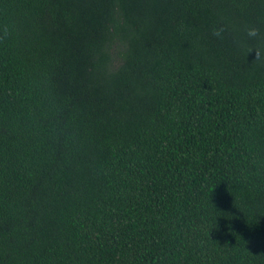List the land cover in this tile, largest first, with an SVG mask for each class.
<instances>
[{"label": "trees", "instance_id": "obj_1", "mask_svg": "<svg viewBox=\"0 0 264 264\" xmlns=\"http://www.w3.org/2000/svg\"><path fill=\"white\" fill-rule=\"evenodd\" d=\"M0 264H264V0H0Z\"/></svg>", "mask_w": 264, "mask_h": 264}, {"label": "clouds", "instance_id": "obj_2", "mask_svg": "<svg viewBox=\"0 0 264 264\" xmlns=\"http://www.w3.org/2000/svg\"><path fill=\"white\" fill-rule=\"evenodd\" d=\"M225 29L223 27H219V28H214L213 31H212V34L218 38H222V33H224ZM245 35L249 38V39H256L259 35H260V32H259V29L256 28V27H248L245 31ZM255 50L256 52V58L255 59H259L260 57V52L255 49V48H249L247 50V52L245 53V56L251 51V50ZM254 59V60H255Z\"/></svg>", "mask_w": 264, "mask_h": 264}]
</instances>
